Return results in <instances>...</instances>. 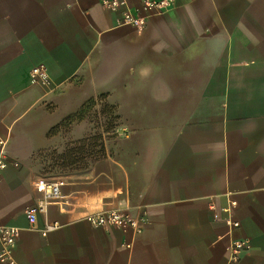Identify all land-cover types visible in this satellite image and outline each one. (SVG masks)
Returning <instances> with one entry per match:
<instances>
[{"label":"crops","instance_id":"obj_1","mask_svg":"<svg viewBox=\"0 0 264 264\" xmlns=\"http://www.w3.org/2000/svg\"><path fill=\"white\" fill-rule=\"evenodd\" d=\"M103 1L0 0V225L20 229L15 264H229L242 240L237 264H264V0L162 14L116 0L142 29ZM39 65L51 88L31 83ZM100 96L119 134L76 166L68 152L91 131L76 114ZM40 179L61 180L60 198L29 223ZM113 208L143 231L85 219Z\"/></svg>","mask_w":264,"mask_h":264},{"label":"built area","instance_id":"obj_2","mask_svg":"<svg viewBox=\"0 0 264 264\" xmlns=\"http://www.w3.org/2000/svg\"><path fill=\"white\" fill-rule=\"evenodd\" d=\"M172 0H142V8L144 11L154 14H162L164 10L171 4ZM106 8L111 11L121 12V24L130 25L137 29H142L146 26L147 20L144 17L134 15L125 6L123 1H103L102 3ZM30 81L33 84H38L44 87L53 86L48 70L45 66L39 65L31 69ZM115 128V132H116ZM0 144L2 141L0 140ZM9 165L3 153L0 155V173ZM16 166V164H13ZM63 182L61 180L40 179L36 182V190L41 194V199L32 207L25 210V216L29 223L36 220L38 214L46 212L47 206L55 203L60 198V188ZM234 203H231L233 206ZM86 221L94 227H116L122 231H129L132 235L136 236L143 231V218H134L130 215L123 213L119 209H102L101 211L87 215ZM228 225L235 227L237 223L231 221ZM53 227H46L43 232H47ZM20 235V229L16 227H6L0 225V263L15 264L12 257V252L15 247L16 241ZM124 247L130 251L132 248L131 243H123ZM250 249V242L248 240L234 241L230 246L229 264H237L240 255ZM128 256V254L126 255Z\"/></svg>","mask_w":264,"mask_h":264},{"label":"trees","instance_id":"obj_3","mask_svg":"<svg viewBox=\"0 0 264 264\" xmlns=\"http://www.w3.org/2000/svg\"><path fill=\"white\" fill-rule=\"evenodd\" d=\"M97 101L102 103L101 114L105 117L106 120L104 123V125L106 126L104 132H109V130L114 129L115 126H117L115 124V122L117 121V116L115 114L114 107L106 102L104 96L88 100L83 105L80 112L76 114V121L83 120L85 117H87L88 112L91 108L94 107ZM103 143L104 142L102 140L101 134L89 133L85 138L77 141L75 147L72 148L71 151L68 152V154L72 156L73 160L76 161V166H78L79 164H81L85 156L93 160L101 157L103 152Z\"/></svg>","mask_w":264,"mask_h":264},{"label":"rangeland","instance_id":"obj_4","mask_svg":"<svg viewBox=\"0 0 264 264\" xmlns=\"http://www.w3.org/2000/svg\"><path fill=\"white\" fill-rule=\"evenodd\" d=\"M101 102L97 101L94 105L93 108L90 109V111L88 112L87 114V117H85L83 120H88L89 123L91 124V131L90 133H97V134H101L102 135V140L103 142L105 141V139L109 138V137H115L117 136L119 133H118V126H119V123H118V116H117V121L115 122V124L117 126H115L116 128V132H115V128L114 129H111L109 130V132H104L105 130V117L101 114ZM62 168V167H58V166H55V167H52L50 170H53L55 171L54 174L56 175L57 174V171ZM49 170V171H50ZM52 172V171H50ZM54 175V176H55Z\"/></svg>","mask_w":264,"mask_h":264}]
</instances>
